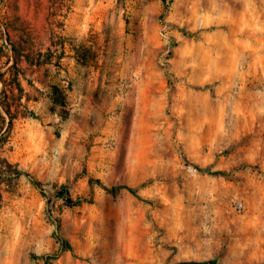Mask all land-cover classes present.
Listing matches in <instances>:
<instances>
[{
  "label": "rangeland",
  "instance_id": "rangeland-1",
  "mask_svg": "<svg viewBox=\"0 0 264 264\" xmlns=\"http://www.w3.org/2000/svg\"><path fill=\"white\" fill-rule=\"evenodd\" d=\"M0 101V264H264V0H0Z\"/></svg>",
  "mask_w": 264,
  "mask_h": 264
},
{
  "label": "trees",
  "instance_id": "trees-1",
  "mask_svg": "<svg viewBox=\"0 0 264 264\" xmlns=\"http://www.w3.org/2000/svg\"><path fill=\"white\" fill-rule=\"evenodd\" d=\"M17 65V62H15V66ZM5 113L8 115V118L5 116ZM34 115V113H31ZM14 120H15V115L12 112V106L9 103H5L0 101V149H2L4 147V145L8 142L9 140V133L11 131V129L14 126ZM196 168L199 169L201 172H211L209 171V169L206 168H202L199 165H196ZM213 174L216 175H224L223 171H217L214 172ZM22 176L27 177L31 183L37 187L42 193H44V184L42 181H40L38 178H36L34 175H32L31 173L27 172V171H23L21 170L16 164H13L12 162H10L8 159L3 158L0 154V209L3 206V201H4V193H3V188H2V184H11L13 181H15L16 179L21 178ZM91 186L94 188L96 185L101 186L102 188L106 189V190H112V191H116L118 189H126L129 192H131L132 194H134L135 196H137L139 199L145 200L143 199V197H141L138 193V190H136L135 188L126 185V184H118L114 187H108L107 185H105L101 180L99 179H92L91 181ZM57 196L61 199L64 200V202L66 203V205H68L69 207H75L78 205H82L84 203H93L94 202V193L92 192V194L90 195V197H73V195L71 194V191L69 188H67L66 186H63L58 192H57ZM147 202H150L148 200H145ZM60 221H57V232L55 233L56 239L58 241V243L60 244L61 248L59 253L53 254L51 256H45L44 259L46 260L47 264H52L51 263V259H57L59 258L60 254L65 252V251H72L73 250V246L71 244V242L66 239L61 233H60ZM194 264H219V260L218 259H210V260H206V261H196V262H192Z\"/></svg>",
  "mask_w": 264,
  "mask_h": 264
}]
</instances>
